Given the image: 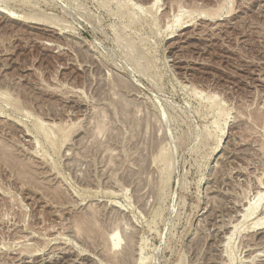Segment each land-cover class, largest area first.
<instances>
[{
    "label": "rangeland",
    "instance_id": "rangeland-1",
    "mask_svg": "<svg viewBox=\"0 0 264 264\" xmlns=\"http://www.w3.org/2000/svg\"><path fill=\"white\" fill-rule=\"evenodd\" d=\"M0 9V264H264V0Z\"/></svg>",
    "mask_w": 264,
    "mask_h": 264
},
{
    "label": "bare ground",
    "instance_id": "bare-ground-1",
    "mask_svg": "<svg viewBox=\"0 0 264 264\" xmlns=\"http://www.w3.org/2000/svg\"><path fill=\"white\" fill-rule=\"evenodd\" d=\"M4 9V8H3ZM0 12L3 14V13H5V15H7L8 17H10V18H14L13 17V14L11 15V14H9V13H7V12H5L4 10H2V9H0ZM17 16V15H16ZM16 19V18H15ZM17 20V19H16ZM20 20V19H19ZM21 21V20H20ZM28 22V21H27ZM32 22H33V20H32ZM25 23V22H24ZM29 23V22H28ZM35 23V22H34ZM28 25V24H27ZM42 25H44V24H42ZM39 133V132H38ZM43 135V134H42ZM259 193V192H258ZM245 211H244V213L242 214L243 215V217H247V216H249L250 214H252L253 213V211L255 210V206H251L250 204L247 206V208L246 209H244ZM231 226V225H230ZM110 238H111V240H112V246L113 247H116V246H118V244H119V237H118V234L116 233V232H113L112 234H111V236H110ZM129 241V240H128ZM49 257V256H48ZM42 258V257H41ZM36 260V259H35ZM35 260H33V261H35ZM71 260V259H70ZM37 261H35V263H36ZM41 262V261H40ZM39 262V263H40ZM31 263H33V262H31ZM43 263V262H42ZM50 263H52V262H50ZM63 263V262H62ZM72 264V263H71Z\"/></svg>",
    "mask_w": 264,
    "mask_h": 264
}]
</instances>
